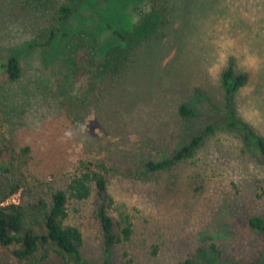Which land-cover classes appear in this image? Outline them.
I'll use <instances>...</instances> for the list:
<instances>
[{"label":"rangeland","instance_id":"374dc122","mask_svg":"<svg viewBox=\"0 0 264 264\" xmlns=\"http://www.w3.org/2000/svg\"><path fill=\"white\" fill-rule=\"evenodd\" d=\"M66 5L73 14L58 21ZM109 24L128 50L107 67ZM12 56L17 80L2 68ZM230 66L248 75L235 118L264 138V0H0V189L23 185L5 203L32 204L89 167L107 178L116 220L118 209L134 218L111 264H264V231L250 225L264 220V162L230 126ZM201 133L193 159L147 171ZM100 205L93 196L69 221L93 263L105 259ZM0 264L19 263L0 247Z\"/></svg>","mask_w":264,"mask_h":264},{"label":"trees","instance_id":"16d2710c","mask_svg":"<svg viewBox=\"0 0 264 264\" xmlns=\"http://www.w3.org/2000/svg\"><path fill=\"white\" fill-rule=\"evenodd\" d=\"M69 4L86 2L89 0H66ZM73 14L71 5L63 6L58 11V21H66ZM116 40V49L108 58L107 67L117 61L115 56L122 55L128 50V39L120 29L109 24ZM148 27H145L146 30ZM55 35H51L53 43ZM20 58L12 56L3 64L2 68L11 78L20 77ZM248 83V75L236 74L233 66L228 67L223 75L225 96L229 105V122L242 132L245 141L255 146L259 157L264 162V138L256 134L251 128L238 122L235 111L231 106L234 96L239 89ZM183 116L194 115V111L186 106L181 107ZM206 133L195 136L191 142L179 149L170 158L157 162L146 163L148 172L158 174L169 171L193 159L203 147ZM6 173L13 174L12 169L3 165ZM23 185L19 178L12 181L3 191L0 189V247L9 249L19 264H44L52 254L58 255L69 264H111L109 257L111 250L122 242H129L135 233L134 218L128 212L118 209L119 218L110 213L115 200L109 193V182L104 174L89 167L74 176L64 189L53 190L48 197L40 196L32 204L5 203L8 198L22 194ZM96 196L101 201L100 207L95 211L98 220L100 235L104 243L105 259L100 263L88 261L82 254L85 243L84 233L77 225L69 223L72 211L79 213L76 205ZM252 228L264 231V220L255 218L251 220ZM71 261V263L69 262ZM123 264H130L125 262Z\"/></svg>","mask_w":264,"mask_h":264}]
</instances>
